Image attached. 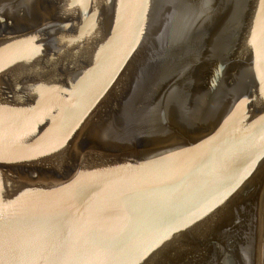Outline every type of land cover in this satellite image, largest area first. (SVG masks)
<instances>
[{"label": "water", "instance_id": "water-1", "mask_svg": "<svg viewBox=\"0 0 264 264\" xmlns=\"http://www.w3.org/2000/svg\"><path fill=\"white\" fill-rule=\"evenodd\" d=\"M264 0H0V264H255Z\"/></svg>", "mask_w": 264, "mask_h": 264}, {"label": "rangeland", "instance_id": "rangeland-1", "mask_svg": "<svg viewBox=\"0 0 264 264\" xmlns=\"http://www.w3.org/2000/svg\"><path fill=\"white\" fill-rule=\"evenodd\" d=\"M255 264H264V193L257 218Z\"/></svg>", "mask_w": 264, "mask_h": 264}]
</instances>
